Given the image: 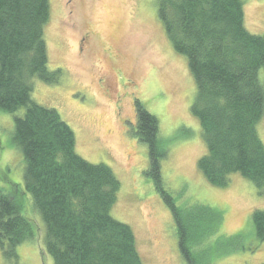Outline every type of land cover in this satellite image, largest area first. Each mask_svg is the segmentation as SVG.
I'll list each match as a JSON object with an SVG mask.
<instances>
[{
  "label": "trees",
  "instance_id": "16d2710c",
  "mask_svg": "<svg viewBox=\"0 0 264 264\" xmlns=\"http://www.w3.org/2000/svg\"><path fill=\"white\" fill-rule=\"evenodd\" d=\"M156 3L169 42L187 57L197 87L191 108L207 150L198 171L222 188L239 173L264 194V142L258 131L264 117V34L248 30L246 0ZM50 14V0H0V110L25 108L15 117L12 136L25 162L24 186L14 184L10 192L0 186L2 255L19 264L18 246L36 238L23 212L28 193L45 224V248L54 264H145L134 229L112 215L122 187L113 168L80 156L76 135L62 115L32 100L34 79L54 84L61 76L48 57ZM135 106L133 132L149 153L144 174L175 217L182 255L189 264H213L211 250L238 235L205 242L220 228L222 212L195 203L192 213L177 205L162 174L169 141L161 136L158 117L139 99ZM252 223L257 239L264 241V210L254 211Z\"/></svg>",
  "mask_w": 264,
  "mask_h": 264
},
{
  "label": "rangeland",
  "instance_id": "374dc122",
  "mask_svg": "<svg viewBox=\"0 0 264 264\" xmlns=\"http://www.w3.org/2000/svg\"><path fill=\"white\" fill-rule=\"evenodd\" d=\"M67 1L50 0V21L45 28L50 67L60 69L61 76L54 84L34 79L32 100L62 115L76 135L80 156L113 168L122 187L112 215L134 229L145 264L189 263L179 248L175 217L151 176L144 174L149 153L133 132L135 99L158 117L161 136L169 141L162 174L177 205L193 213L195 203L205 204L223 214L220 228L205 242L238 235L211 250L213 264L264 263V241L257 239L252 223L254 211L264 210V194L239 173L222 188L211 185L198 171V160L207 150L191 108L197 87L187 57L174 51L169 42L156 0ZM244 8L248 30L264 34V0H246ZM24 110H0V186L8 192L25 181L23 154L12 138L15 117ZM258 131L264 142V117ZM25 201L23 212L36 238L18 246V262L54 264L45 248L40 213L28 193ZM0 264H14L2 255L1 247Z\"/></svg>",
  "mask_w": 264,
  "mask_h": 264
},
{
  "label": "flooded vegetation",
  "instance_id": "af4514ba",
  "mask_svg": "<svg viewBox=\"0 0 264 264\" xmlns=\"http://www.w3.org/2000/svg\"><path fill=\"white\" fill-rule=\"evenodd\" d=\"M71 0H68L67 2H70ZM84 40L86 41L87 40V38L86 37H84ZM80 43H81V40H80ZM80 45H83V43L82 44H80ZM129 83L130 84H133L132 82H131V80L129 81Z\"/></svg>",
  "mask_w": 264,
  "mask_h": 264
}]
</instances>
